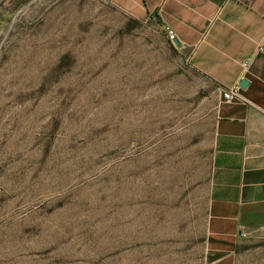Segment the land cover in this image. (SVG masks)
<instances>
[{"label": "rangeland", "instance_id": "rangeland-1", "mask_svg": "<svg viewBox=\"0 0 264 264\" xmlns=\"http://www.w3.org/2000/svg\"><path fill=\"white\" fill-rule=\"evenodd\" d=\"M0 0V264L213 263L217 96L135 0Z\"/></svg>", "mask_w": 264, "mask_h": 264}, {"label": "crops", "instance_id": "crops-1", "mask_svg": "<svg viewBox=\"0 0 264 264\" xmlns=\"http://www.w3.org/2000/svg\"><path fill=\"white\" fill-rule=\"evenodd\" d=\"M135 1L173 31L178 50L217 96L207 238L218 263L243 239L264 233V0ZM235 85L239 99L223 102L221 91Z\"/></svg>", "mask_w": 264, "mask_h": 264}, {"label": "built area", "instance_id": "built-area-1", "mask_svg": "<svg viewBox=\"0 0 264 264\" xmlns=\"http://www.w3.org/2000/svg\"><path fill=\"white\" fill-rule=\"evenodd\" d=\"M165 33L168 41L172 43L175 38L173 31L166 29ZM242 66L246 67V63H243ZM240 91L241 88L238 85H235L230 89L221 91V100L223 102H235L240 97Z\"/></svg>", "mask_w": 264, "mask_h": 264}, {"label": "water", "instance_id": "water-1", "mask_svg": "<svg viewBox=\"0 0 264 264\" xmlns=\"http://www.w3.org/2000/svg\"><path fill=\"white\" fill-rule=\"evenodd\" d=\"M34 1H35V0H31V1L29 2V5L32 4ZM174 44H175L176 46H178V44H177L176 42H174ZM246 83H247L246 81H242L241 84H240V86H241V87H245V86H246Z\"/></svg>", "mask_w": 264, "mask_h": 264}]
</instances>
